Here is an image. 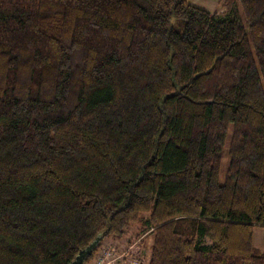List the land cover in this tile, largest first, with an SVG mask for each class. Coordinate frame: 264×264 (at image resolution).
I'll return each mask as SVG.
<instances>
[{
	"label": "trees",
	"instance_id": "obj_1",
	"mask_svg": "<svg viewBox=\"0 0 264 264\" xmlns=\"http://www.w3.org/2000/svg\"><path fill=\"white\" fill-rule=\"evenodd\" d=\"M224 7L0 0V264L135 224L150 264H264V0Z\"/></svg>",
	"mask_w": 264,
	"mask_h": 264
},
{
	"label": "built area",
	"instance_id": "obj_2",
	"mask_svg": "<svg viewBox=\"0 0 264 264\" xmlns=\"http://www.w3.org/2000/svg\"><path fill=\"white\" fill-rule=\"evenodd\" d=\"M153 229L138 232L130 238L126 236L110 245L102 244L88 264H150L151 251L145 241Z\"/></svg>",
	"mask_w": 264,
	"mask_h": 264
},
{
	"label": "rangeland",
	"instance_id": "obj_3",
	"mask_svg": "<svg viewBox=\"0 0 264 264\" xmlns=\"http://www.w3.org/2000/svg\"><path fill=\"white\" fill-rule=\"evenodd\" d=\"M188 1L196 6L205 8L211 12L220 13L225 10V7H224L225 0H188ZM231 137H232V125L230 126L228 130L226 145H225L224 152H223L222 165H221V170H220V181L221 182H224L225 175H226L227 169L230 164V155H229L228 150H229V144H230ZM141 229L142 228L140 224H135L128 229L127 234L125 236H127V238H130L131 236L136 235L138 232H140ZM153 240H154V233L148 236L147 240L145 241L148 246V250L150 251H151V247L153 244ZM205 240L209 242L208 239H205ZM114 241H116L114 240V238L108 237L102 242V244L110 245L114 243ZM254 245L261 252H264V227L254 228ZM84 264H86V262Z\"/></svg>",
	"mask_w": 264,
	"mask_h": 264
},
{
	"label": "water",
	"instance_id": "obj_4",
	"mask_svg": "<svg viewBox=\"0 0 264 264\" xmlns=\"http://www.w3.org/2000/svg\"><path fill=\"white\" fill-rule=\"evenodd\" d=\"M103 235H100L97 237V239L86 249L82 250L79 254V256L76 258V260L72 264H83L86 256L88 254H91L94 248L97 246L99 241L102 239Z\"/></svg>",
	"mask_w": 264,
	"mask_h": 264
}]
</instances>
